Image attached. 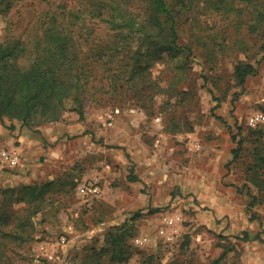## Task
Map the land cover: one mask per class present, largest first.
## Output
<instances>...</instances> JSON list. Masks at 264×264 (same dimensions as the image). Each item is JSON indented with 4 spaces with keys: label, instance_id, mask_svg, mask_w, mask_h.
Returning <instances> with one entry per match:
<instances>
[{
    "label": "rangeland",
    "instance_id": "374dc122",
    "mask_svg": "<svg viewBox=\"0 0 264 264\" xmlns=\"http://www.w3.org/2000/svg\"><path fill=\"white\" fill-rule=\"evenodd\" d=\"M118 1L126 15L145 18V0ZM213 1H174L181 9L178 42L191 47L188 62L186 50L178 55L187 71L183 81L178 82L182 73L173 75L175 65L161 37L144 40L143 51L161 50L152 54L157 59L152 79L168 90L144 84L135 89V73L114 95L100 88V81L108 80L97 69L93 95L83 96V115L72 105L59 121L38 126L0 119V147L21 154L17 167L0 170V218L7 214L10 223L0 228L9 231L25 218L34 229L30 241H8L0 264H98L99 257L106 264H210L224 253L220 264H264V184L255 185L248 171L254 140L264 137V124L248 123L253 113L264 112L259 48L264 34L249 32L255 10L243 0L227 14L214 9ZM17 2L7 15L0 14V41L14 35L38 46L56 12L62 25L80 15L69 28L81 34L85 49L94 38L112 40L114 30L102 8L94 11L100 17L82 0ZM106 60L102 57L101 64ZM241 62L257 67L244 84L235 76ZM149 94L152 99H142ZM228 126L237 135L242 128L240 136L250 140L236 160L237 143ZM21 136L28 147H22ZM88 182L101 192H83ZM24 185L46 189L39 207L20 200L17 191ZM176 213L181 215L177 231L163 223L165 214ZM125 228L132 233L126 239L130 254L118 263L108 253L110 233ZM246 233L252 239L246 240ZM145 236L147 242H136Z\"/></svg>",
    "mask_w": 264,
    "mask_h": 264
},
{
    "label": "trees",
    "instance_id": "16d2710c",
    "mask_svg": "<svg viewBox=\"0 0 264 264\" xmlns=\"http://www.w3.org/2000/svg\"><path fill=\"white\" fill-rule=\"evenodd\" d=\"M17 1L21 0H0V14L7 15L18 3ZM174 1L145 0L147 3L145 13H147L141 20L139 15H126L118 0H82L87 2L94 16L103 17V14L94 12L102 8L107 17L106 21L110 23V29L114 30V33L109 36L112 40L104 42L103 39L94 38L91 43L88 42V49H85L82 44L81 34L69 28L71 24L77 22L80 15L73 16L66 21V25H62L57 20V12L54 13L43 32L41 42H38L39 45L36 47L33 46L36 41L30 43L14 35L6 36L0 41V119L9 117L22 121L28 127L38 126L59 121L65 110L72 105L73 110L83 115V96L84 94L93 95L89 91L91 87H95L94 81L97 79L95 70L97 69L103 70L101 74H105L108 80L105 82L101 79L100 88L114 95L130 80H135L133 79L135 73L139 75L135 89L139 90L144 84V87L154 85L156 91L168 90L169 87L164 88L155 78L152 79L151 65L153 66L157 60L152 54L161 50L154 51L150 48L142 50L144 40L152 38L154 41L155 35L161 37L167 44V47L163 48L170 50L167 58L173 62L177 71L173 75L182 73L178 82L183 81L187 71L178 55L181 49L186 50L188 54L185 61L188 62L191 47L178 42L180 39L178 20L181 9ZM176 1L180 4L184 2V0ZM243 1L255 10V17L249 22V32L263 31L264 34V0ZM235 2L236 0H214L213 8L224 9V14L231 13ZM235 9L238 12L242 11V8L238 6ZM132 40L135 41L132 42ZM140 40H142L141 43ZM259 48L264 52V37ZM102 57L107 58L103 64L100 61ZM148 57L152 59L148 60ZM144 60L151 63L143 66ZM256 73L257 67L251 62H241L235 66V76L241 84ZM141 93H146L145 88ZM153 96L154 94H149L147 98L142 97V99L149 101ZM236 99L237 96L234 101ZM214 115L223 120L221 116ZM228 127L232 131L231 126ZM251 130L263 131L261 128ZM242 131V128H239L240 134ZM240 134L237 135L232 131V138L237 143V147L233 150L234 160L240 158V151L247 146L246 141L250 142ZM254 141L253 161L249 164L248 171L254 184L262 187L264 184V137L259 136ZM10 191L16 192L14 189ZM46 192V189L40 185H24L17 191V195L18 197L20 195V200L36 203V207H39L45 200ZM7 219V214L1 217L0 225L9 226ZM32 225L33 223L28 219L20 218L9 231L0 228V255L6 254L5 246L8 245L9 240H13L12 242H16L17 245L32 240L34 233ZM116 234L110 233V242L113 247L108 250V253L111 260L121 263L129 258L130 248L127 237L132 236V233L130 228H125L124 232ZM258 237L260 236L256 238ZM245 239L252 238L246 233ZM224 255L225 253L210 264H220ZM153 258L154 256H151V259ZM101 260L103 259L97 258L98 264H106Z\"/></svg>",
    "mask_w": 264,
    "mask_h": 264
},
{
    "label": "built area",
    "instance_id": "2783aa9c",
    "mask_svg": "<svg viewBox=\"0 0 264 264\" xmlns=\"http://www.w3.org/2000/svg\"><path fill=\"white\" fill-rule=\"evenodd\" d=\"M249 125L252 127H258L264 124V112H255L249 117ZM21 154L15 148L0 147V170L13 169L20 164ZM81 190L87 194L96 195L101 192L100 187L97 183H84L81 186ZM163 223L170 228H174L177 231V226L181 223V215L176 214H165L163 216ZM170 238V237H169ZM148 241V238L137 237L136 242L144 244Z\"/></svg>",
    "mask_w": 264,
    "mask_h": 264
},
{
    "label": "crops",
    "instance_id": "0c3cea01",
    "mask_svg": "<svg viewBox=\"0 0 264 264\" xmlns=\"http://www.w3.org/2000/svg\"><path fill=\"white\" fill-rule=\"evenodd\" d=\"M19 141H21V140H23V143H22V147L23 148H26V147H28V141L26 140V138H24V137H20V139H18ZM30 145H33V144H30ZM33 149V148H32ZM22 178V177H21Z\"/></svg>",
    "mask_w": 264,
    "mask_h": 264
}]
</instances>
